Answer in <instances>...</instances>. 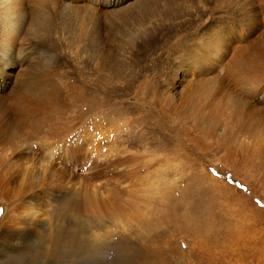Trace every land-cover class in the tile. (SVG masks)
I'll list each match as a JSON object with an SVG mask.
<instances>
[{
  "label": "rangeland",
  "instance_id": "1",
  "mask_svg": "<svg viewBox=\"0 0 264 264\" xmlns=\"http://www.w3.org/2000/svg\"><path fill=\"white\" fill-rule=\"evenodd\" d=\"M109 1L121 6L128 0ZM199 1L194 5L198 16L194 22L195 33L215 24L219 29L224 26V18L234 16L240 27L253 28L264 40V0ZM66 13L67 16L63 14L67 25L78 24L79 18L74 13ZM98 23L88 24V31L95 29V39L106 41V27L102 22ZM224 31L225 35H230L237 29L226 28ZM192 32L189 29L179 31L176 38L173 35L163 42L169 41L173 45L184 34ZM53 38L60 43L55 50L59 56L57 60L48 61L49 55L35 47L32 56L37 65L49 73H30L25 64L24 72L18 77H37L46 86L66 82L67 86L56 90L49 104L50 111H37L38 116L45 115L55 123L65 124L66 134L61 144L52 143L45 153L36 151V145L32 146L31 156L23 150L4 153L40 159L35 165L40 168L34 166L35 174L21 175L29 179L27 182L32 176L33 179L42 177L43 181L40 179L23 193L15 194L21 175H4L0 171V180L7 184L2 189L5 194L0 193V228L16 225L17 228L25 221L32 225L19 227H24L22 237H14L13 233L5 235V239L1 237L0 244L6 248L0 253V264H264V159L249 165L244 162L246 166L235 169L231 164L222 163L218 152H201L186 140L174 118L162 113L157 99L147 101L141 109L152 111L148 120L155 122L154 132L135 128L131 121L138 119L139 110L121 105L124 109L119 112L115 102L120 97L108 96L109 86L106 85H101L102 99L97 83H102L101 78L95 76L92 67H85L80 54L70 51L55 35ZM161 46L156 54L161 53L158 57L162 60ZM101 50L106 53L102 47ZM127 54L128 51H124L120 55L126 59ZM166 56L170 58V52ZM8 59L6 55L4 64ZM9 61L15 63L13 59ZM3 71L0 73V93L12 82L9 70ZM148 85L146 83L139 91L136 88L135 92L144 97ZM58 101L67 106L62 113L55 110ZM16 120L21 124V130L29 131L23 118ZM162 133L171 136L168 145L172 143L164 146V151ZM137 138L142 139L137 141ZM129 142L133 148L128 147L131 146ZM64 146L69 151L63 152ZM50 152L55 156L44 157ZM132 154L138 158L120 160L124 156L133 157ZM50 161L55 170L43 168ZM133 169L137 171L136 175L132 174ZM132 182L134 188L129 187ZM11 184H15L14 187ZM76 191L79 200H85L91 194L102 196L106 191V196H102L104 199L116 193L122 197L121 191H129V194L146 200L140 204L142 214L137 217H120L119 221L114 215L106 214L91 218L89 210H83L77 218L68 215Z\"/></svg>",
  "mask_w": 264,
  "mask_h": 264
},
{
  "label": "bare ground",
  "instance_id": "2",
  "mask_svg": "<svg viewBox=\"0 0 264 264\" xmlns=\"http://www.w3.org/2000/svg\"><path fill=\"white\" fill-rule=\"evenodd\" d=\"M196 3L200 1L128 0L117 6L109 0H0V73L9 70L8 74L12 79L8 88L0 93V171L4 175L13 176L35 174L34 168H40L35 166L40 159L7 156L4 153L23 150L28 151L31 156L34 152L33 145H36V151L45 153L48 146L60 143L65 138V124L55 123V120L45 115L38 116L37 111L49 112V104L55 97L56 90L67 86L66 82H60L58 86H46L37 77H18L24 72L25 64L30 73H49L41 69L32 56L35 47L49 55L48 61L57 60L59 56L55 50L60 43L54 41V35L70 51L80 54L85 67H92L95 76L101 78L102 83H97L100 84L102 99L104 93L101 85H106L109 86L108 96L120 97L115 102L119 112L124 109L120 108L121 105L139 110L138 119L131 121L135 128L154 132L157 126L155 122L148 120L151 118L149 112L152 111L143 112L141 109L147 101L157 99L162 113L172 116L186 140L201 152L216 151L222 163L231 164L235 169L245 165L244 162L249 165L264 159V40L255 34L253 28L240 27L234 16L224 18V26L219 29L215 24L201 33H195L194 22H197L198 17L194 10ZM66 12L71 15L74 13L79 18L78 24L67 25V18L64 17V14L67 16ZM96 22H102L106 27V41L95 39V29L88 31V24ZM233 27L237 31L225 35L224 30ZM187 29L193 31L192 34H184L175 44L163 42L170 36L173 38V35L176 38L179 31L187 32ZM70 30L74 31L73 35ZM160 44L162 60L158 57L161 53L156 54L160 50ZM124 51H128L129 57L126 59L120 55ZM168 52L171 54L170 58L166 56ZM6 55L9 59L4 64ZM12 59L15 63L9 61ZM46 64L44 60V66ZM146 83L149 85L144 97H140L135 90H141ZM130 96L132 98L129 100L127 97ZM65 107L67 106L63 102L58 101L55 110L62 113ZM17 117L24 119L29 131L21 130ZM168 141L171 142V136L162 133V151L164 146L172 145H168ZM61 149L63 152L68 150L65 146ZM48 154L50 158L53 156L50 152L44 157ZM134 154L133 157L124 156L120 160L125 162V159H137ZM51 162H47V166L43 168L55 170ZM159 167L161 166L158 165ZM132 174L136 175L137 171L133 169ZM32 177L27 182L29 179L21 175L14 193H23L42 178ZM2 180L0 193H4L2 189L5 185L7 187ZM130 185L135 187L133 182L129 183V187ZM128 192L121 191L122 197L116 193L117 195L113 194L115 198L104 199L102 196H106V191L105 195L96 194L97 197L91 194V197L79 200V193L76 191L68 215L78 218L83 210H89L91 218H101L107 214L114 215L119 221L120 217L140 216L142 209L139 206L146 199ZM30 224L25 221L18 226L32 227ZM16 226L0 228V241L1 237L5 239V235L9 233H13L14 237H22L24 227L17 229ZM4 247L6 248L0 244V253L4 252Z\"/></svg>",
  "mask_w": 264,
  "mask_h": 264
}]
</instances>
